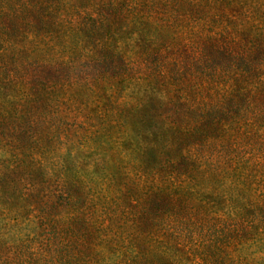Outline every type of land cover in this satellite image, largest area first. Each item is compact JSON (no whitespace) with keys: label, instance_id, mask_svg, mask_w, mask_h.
Masks as SVG:
<instances>
[{"label":"trees","instance_id":"trees-1","mask_svg":"<svg viewBox=\"0 0 264 264\" xmlns=\"http://www.w3.org/2000/svg\"><path fill=\"white\" fill-rule=\"evenodd\" d=\"M0 264H264V0H0Z\"/></svg>","mask_w":264,"mask_h":264}]
</instances>
